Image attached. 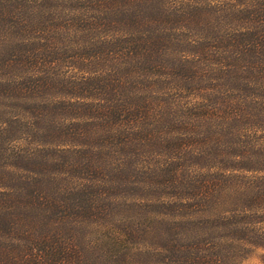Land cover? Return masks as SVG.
Masks as SVG:
<instances>
[{
	"label": "trees",
	"instance_id": "trees-1",
	"mask_svg": "<svg viewBox=\"0 0 264 264\" xmlns=\"http://www.w3.org/2000/svg\"><path fill=\"white\" fill-rule=\"evenodd\" d=\"M264 264V0H0V264Z\"/></svg>",
	"mask_w": 264,
	"mask_h": 264
},
{
	"label": "rangeland",
	"instance_id": "rangeland-1",
	"mask_svg": "<svg viewBox=\"0 0 264 264\" xmlns=\"http://www.w3.org/2000/svg\"><path fill=\"white\" fill-rule=\"evenodd\" d=\"M241 264H262L261 260V251L256 250L254 253H252L249 257L244 259Z\"/></svg>",
	"mask_w": 264,
	"mask_h": 264
},
{
	"label": "clouds",
	"instance_id": "clouds-1",
	"mask_svg": "<svg viewBox=\"0 0 264 264\" xmlns=\"http://www.w3.org/2000/svg\"><path fill=\"white\" fill-rule=\"evenodd\" d=\"M231 3L235 5L237 11H241L249 6L250 0H231Z\"/></svg>",
	"mask_w": 264,
	"mask_h": 264
}]
</instances>
